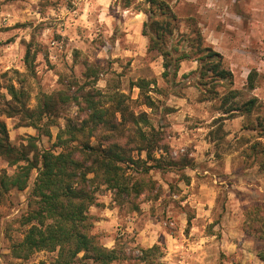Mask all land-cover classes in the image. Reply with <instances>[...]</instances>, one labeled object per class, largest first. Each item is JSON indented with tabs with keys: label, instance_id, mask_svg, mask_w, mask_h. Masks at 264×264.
I'll list each match as a JSON object with an SVG mask.
<instances>
[{
	"label": "rangeland",
	"instance_id": "obj_1",
	"mask_svg": "<svg viewBox=\"0 0 264 264\" xmlns=\"http://www.w3.org/2000/svg\"><path fill=\"white\" fill-rule=\"evenodd\" d=\"M171 5L180 17L196 18L206 42L231 70L232 83L217 85L218 94L237 89L244 98L254 95L264 114V0H171ZM145 19L132 7L121 8L119 0H0V111L1 95L9 99V83L27 91L30 108L40 93L66 89L75 81L95 78L103 90L118 87L129 97L130 109L145 112L150 126L161 133L166 152L158 149L155 157L165 158L163 166L146 174L132 165L125 168L129 177L149 183L138 196L117 200L113 190L97 189L98 204L89 208L91 233L107 247L116 240L130 255L158 245L156 264H263L257 257L262 242L251 230L256 212L264 218V172L244 157L248 144L240 143L241 135L252 132L241 128V116L222 120L218 98L201 100L197 63L191 58L181 62L176 78L166 81L161 76L162 58L148 52L147 38H140ZM179 31L174 41L188 30L182 24ZM93 67L95 76H85ZM251 69L257 71L256 87L247 91ZM139 79L151 82L147 94L152 108L142 103L141 90L132 85ZM179 109L186 115H177ZM76 114L77 108L69 106L49 126L50 135L20 124L18 116L0 112V118L12 144L39 135L38 147L47 149L59 126ZM133 155L145 158L144 152ZM181 158L188 161L184 167ZM168 159L176 164L166 165ZM1 170L12 173L14 167L0 157ZM36 173L32 170L26 189L0 198V264H52L56 256L40 250L18 259L9 252L28 228L22 218ZM197 209L204 218L194 219Z\"/></svg>",
	"mask_w": 264,
	"mask_h": 264
},
{
	"label": "trees",
	"instance_id": "obj_2",
	"mask_svg": "<svg viewBox=\"0 0 264 264\" xmlns=\"http://www.w3.org/2000/svg\"><path fill=\"white\" fill-rule=\"evenodd\" d=\"M119 3L123 9L132 7L145 14L141 35L148 40L147 51L162 58L161 76L166 81L177 77L181 62L191 58L197 63L195 84L204 96L201 100L218 98L222 120L243 118L241 128L252 132L240 137L241 144H248L243 155L259 172H264V141L260 140L264 138L262 105L256 96L244 98L237 89L218 94L216 86L231 84L233 74L222 54L206 42L196 18L180 17L171 0ZM182 24L188 31L174 41V33ZM24 61L30 62L28 50ZM89 72L85 76L96 74L94 67ZM256 79L257 71L251 69L246 77L247 91L256 87ZM150 83L139 79L132 85L141 90L142 103L152 108L154 102L147 94ZM5 88L9 99L1 95V114L18 116L20 124L32 126L41 134L50 135L49 126L57 124L56 119L69 106L77 108V114L67 117L59 126L52 147L47 149L38 147L39 135L29 136L20 145L12 144L6 123L0 118V157L14 167L12 173L0 172L1 201L12 190L26 189L32 170L37 172L22 218V224L28 228L20 241L10 245L11 256L28 259L34 252L46 250L56 252L52 264H115L132 260V264H156L158 245L139 248L137 255H130L116 240L111 247L100 243L98 235L91 233L93 220L89 214V208L98 204L95 194L100 186L113 190L117 200L138 196L149 186L141 177L126 175L125 168L132 165L146 174L163 166V154L155 157L158 149L166 152L161 133L150 126L147 114L134 113L124 92L118 87L98 88L95 78L82 84L75 81L66 89L51 93L42 92L34 108L28 106L29 95L23 87L9 83ZM134 152H144L145 158H135ZM184 160L181 158L183 167L188 164ZM175 164L172 159L166 161V165ZM252 220L255 227L251 231L262 242L257 257L264 264V218L256 212Z\"/></svg>",
	"mask_w": 264,
	"mask_h": 264
},
{
	"label": "crops",
	"instance_id": "obj_3",
	"mask_svg": "<svg viewBox=\"0 0 264 264\" xmlns=\"http://www.w3.org/2000/svg\"><path fill=\"white\" fill-rule=\"evenodd\" d=\"M103 9H105V7H103L102 10H103ZM125 12H127V11H125ZM140 15H141V14H139V13H133V16H140ZM139 29H140V27H139ZM140 38H141L142 40H145V39H144V36H141V35H140ZM178 114H179L181 117H183L184 115H186V112H184L183 109H179V110H177V115H178ZM199 210H201V209H197L198 212L196 213V217L194 218L195 220H198V219L204 218V214H205V213H203V215H201V213H199Z\"/></svg>",
	"mask_w": 264,
	"mask_h": 264
}]
</instances>
